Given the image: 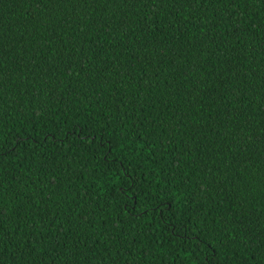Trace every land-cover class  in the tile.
Returning <instances> with one entry per match:
<instances>
[{"label":"trees","instance_id":"16d2710c","mask_svg":"<svg viewBox=\"0 0 264 264\" xmlns=\"http://www.w3.org/2000/svg\"><path fill=\"white\" fill-rule=\"evenodd\" d=\"M0 264H264V0H0Z\"/></svg>","mask_w":264,"mask_h":264},{"label":"snow or ice","instance_id":"6c2138e0","mask_svg":"<svg viewBox=\"0 0 264 264\" xmlns=\"http://www.w3.org/2000/svg\"><path fill=\"white\" fill-rule=\"evenodd\" d=\"M60 132H63V134L60 135V140L62 142H64L65 141V137L72 138V137H79V136H81V133L83 132V129L72 128L69 131H63L61 129H58L57 130V133H52V135L53 136H56ZM129 187L131 188L132 185H129Z\"/></svg>","mask_w":264,"mask_h":264}]
</instances>
